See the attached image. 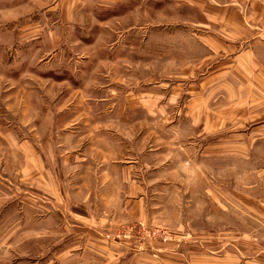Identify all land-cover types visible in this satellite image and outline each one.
I'll return each mask as SVG.
<instances>
[{
  "label": "rangeland",
  "instance_id": "obj_1",
  "mask_svg": "<svg viewBox=\"0 0 264 264\" xmlns=\"http://www.w3.org/2000/svg\"><path fill=\"white\" fill-rule=\"evenodd\" d=\"M100 1L0 0V264H264V86Z\"/></svg>",
  "mask_w": 264,
  "mask_h": 264
},
{
  "label": "crops",
  "instance_id": "obj_2",
  "mask_svg": "<svg viewBox=\"0 0 264 264\" xmlns=\"http://www.w3.org/2000/svg\"><path fill=\"white\" fill-rule=\"evenodd\" d=\"M122 3L123 0H115L99 5H104L107 12L108 9L115 11L112 7ZM162 3L197 15L192 21L197 31L191 39L199 51L206 52L204 59L227 60L228 65L221 68L226 75L236 68L245 82L264 86V0H163ZM31 150L34 161L44 165L38 150ZM38 158L41 159L37 162ZM35 171L40 173L37 166Z\"/></svg>",
  "mask_w": 264,
  "mask_h": 264
}]
</instances>
